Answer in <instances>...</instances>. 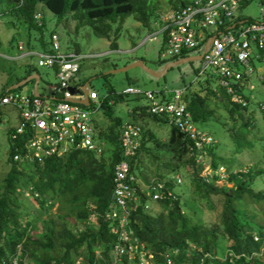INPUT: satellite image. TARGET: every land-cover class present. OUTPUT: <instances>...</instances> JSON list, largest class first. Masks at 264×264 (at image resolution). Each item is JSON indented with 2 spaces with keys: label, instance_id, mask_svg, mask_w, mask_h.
Returning <instances> with one entry per match:
<instances>
[{
  "label": "trees",
  "instance_id": "trees-1",
  "mask_svg": "<svg viewBox=\"0 0 264 264\" xmlns=\"http://www.w3.org/2000/svg\"><path fill=\"white\" fill-rule=\"evenodd\" d=\"M10 1L13 2L9 10L12 17L22 20L27 29L37 30L41 35L40 45L51 53L54 51L47 49L42 39L44 18L38 7L48 9L59 19L71 16L78 23L76 29L88 25L98 38H109L114 23H118L114 30L117 37L128 17L146 28H152L160 21L158 17L154 18L153 0ZM166 1L169 9L173 0ZM37 13L42 16L40 24L34 19ZM112 49H117L115 44ZM31 74L32 70L26 72L16 83ZM112 98L119 100L120 96L109 92L101 107L111 125L104 131L98 129L100 137L111 146V154L107 158L103 157L104 152L97 156L91 152L76 151L63 157L48 158L40 167L22 160L14 161V148L10 142L2 166L6 173L0 184V264H9L15 257L21 259L20 264H75L79 259L81 264L113 262L115 237L109 231L104 213L110 205L113 167L120 159L118 138L123 124L120 118H112V105H108ZM185 99L196 125L216 120L218 115L213 107H223L233 124L227 131L234 144L230 155L236 161L224 163L225 160L216 152V143L205 148V155L195 149L190 150L192 141L171 127L166 141L153 137L149 130L142 133L141 148L131 159L130 169L133 172L135 164L142 163V156H150L151 162L159 164L158 168L155 167L157 177L146 183L168 179L165 186L175 193L174 177L181 173L183 167L190 166L193 195L223 198L221 231L203 225L190 226L176 193V200L169 198L162 201L156 214L142 210L133 214L129 226L139 242L153 253L154 264H163V255L171 254L175 249L178 253L173 255L172 264H264V226L254 223L253 218L247 219L245 211L240 212L247 206L242 204L243 201L248 200L249 205L256 204L253 180L264 176V168L257 169V165L252 163L241 165L237 161L240 155L245 154V149L249 150L250 156L253 155L250 151L257 142L264 160V137L247 139L254 129L256 114L248 109L249 106L232 104L228 97H216L211 91L201 96L191 89ZM209 99L221 104L213 103L214 106L209 107ZM135 110L132 122H138L147 114L166 123L162 118L148 114L145 109ZM149 142L164 151L153 152L146 147ZM207 166L212 171L208 183L202 176ZM162 167L164 172L160 171ZM219 167L225 170L222 185L218 184L219 178L215 173ZM143 173L148 177L146 172ZM260 195L264 197V192ZM33 230L37 232L34 236L31 235ZM97 251L101 259L96 256ZM226 253H232V258ZM118 264H139L138 256L133 260L123 257Z\"/></svg>",
  "mask_w": 264,
  "mask_h": 264
},
{
  "label": "built area",
  "instance_id": "built-area-1",
  "mask_svg": "<svg viewBox=\"0 0 264 264\" xmlns=\"http://www.w3.org/2000/svg\"><path fill=\"white\" fill-rule=\"evenodd\" d=\"M251 1L173 0L172 7L159 17V26L154 33L161 35L159 59L170 62L201 55L198 75L213 80L215 89L211 92L216 97H228L232 104L248 107L256 90L252 79L256 77L264 88V8L260 9L257 20L238 15L239 10ZM34 19L40 24L41 15L35 14ZM51 39L55 41L57 37L53 35ZM18 49L23 51V44L20 43ZM20 55L27 57L30 51ZM40 57L44 66L57 69L55 75L58 84L49 86L46 96L24 94L17 90H6L0 95V109L8 106L18 112L19 124L9 132L14 148L13 160L43 167L48 158L63 157L76 151L101 156L106 141L100 137L92 114L101 110L108 94L101 96L88 90V106L70 102L71 99H84L80 92L71 95L67 90L79 71L83 56L45 51ZM244 90H247V96ZM187 92L186 87L141 91L129 86L122 90L120 96L141 95L147 102L145 111L148 114L162 118L167 125L192 141L190 150L195 149L205 155V148L215 144L216 140L210 133L197 127L188 110L185 99ZM59 94L61 98L57 97ZM112 104V101L108 102L109 106ZM260 113L264 117V105H260ZM142 133V128L133 122H127L120 128V159L113 167L110 205L104 213L109 231L115 237L111 264L121 263L123 257L133 260L136 255L139 264H154L153 253L139 242L130 228V218L139 210L150 212V205H160L169 198L176 200L174 191L168 189L165 182L144 184L132 174L130 161L141 148ZM207 167L202 171L206 183L212 176L211 169ZM221 169L224 168L219 167L216 175ZM177 177H174V184L180 182ZM218 178L225 177L218 175ZM177 253L176 249L172 255L165 253L163 264H172V257ZM232 255L229 253L227 257L231 259ZM96 256L101 259L98 252ZM20 260L15 257L9 264H20ZM75 264H81V259Z\"/></svg>",
  "mask_w": 264,
  "mask_h": 264
},
{
  "label": "rangeland",
  "instance_id": "rangeland-1",
  "mask_svg": "<svg viewBox=\"0 0 264 264\" xmlns=\"http://www.w3.org/2000/svg\"><path fill=\"white\" fill-rule=\"evenodd\" d=\"M153 1L155 8L153 9L154 18H159L167 13L169 5L166 0ZM12 7L13 2L10 0H0V95L8 90L13 82L21 79L26 72L32 70L33 73L39 75V93L46 96L49 92V86L57 85L58 79L53 68L42 64L40 55L44 53L45 49L40 45V33L35 29H27L22 20L16 16L12 17L9 13ZM261 8H264V0H252L239 10L238 15L245 19L257 20L260 18ZM38 12L44 18L42 39L47 49L60 53H77L83 56V59L79 62L80 69L75 76V81L74 79L70 81L74 86L79 87L81 84L87 83L89 90L101 96H106L109 92L120 96L122 90L129 86L139 88L141 91H158L163 87L168 89L186 87L188 90L192 89V92H198L201 96H205L207 91L210 92L215 89L212 79L198 75L199 62L171 68L160 79L150 77L140 68H133L121 73H110L112 70L121 69L135 62L134 60L141 59L149 69L159 70L163 68L167 62L159 59L161 35H154L157 32L158 23L154 25L155 28H146L132 17H128L125 18L117 37L114 36V30L118 23H114L112 24L109 38H98L88 25H82L76 29L78 23L71 16L59 19L48 9L41 7H38ZM41 19L38 21L39 23L42 22ZM53 35L57 37L55 41L51 39ZM147 37L149 38L147 39ZM19 43L23 44L24 52L30 51L29 56L21 57L20 54L23 51L18 49ZM26 44L30 46L27 47ZM114 44L117 47L116 50L112 49ZM252 83L256 86V90L252 93L253 99L249 103L248 109L255 112L256 115L254 118V129L252 133L247 135L249 140L264 137V119L260 113V105H264V88L261 87L256 77L252 79ZM32 85L33 82L30 81L19 88L18 91L25 94L30 93ZM243 93L245 96L248 95L247 90H244ZM112 102L113 105L110 108L112 118H120L122 124L131 121L130 111L145 109L147 105L146 100L141 95H124L119 100L113 99ZM218 102L220 103V101ZM218 102L209 99L207 104H209V107H213L214 105L212 104ZM213 108L214 113L218 115L216 120L197 123V127L214 137L217 145V154L225 160L224 163L231 164L236 159L230 155L234 144L227 129L231 128L233 124L221 105ZM92 118L97 129L104 131L111 125V120L104 115V110L102 109L93 113ZM18 124V112L13 107L6 106L0 109V184L6 173L2 166L3 162L6 161L10 148L9 132ZM137 124L142 128L143 132L149 130L153 133V137L162 141L167 140L171 128L166 123L157 121L147 114ZM146 147L153 152L156 150L164 151V149L156 147L152 142H149ZM244 151L245 154L243 156L240 155L237 159L241 165L252 163L253 166L257 165V169L264 168L263 151L259 148V142L250 151L253 152V155L250 156L249 150L245 149ZM110 154L111 146L106 143L103 157L107 158ZM149 158L150 156H142L141 164L137 163L136 160L137 164H135L132 172L143 183L153 181L157 177L155 170L158 168L159 162L158 164L151 162ZM160 160L162 161V159ZM163 170L164 168L162 167L160 171L164 172ZM189 170L190 166L188 165L181 169V173L177 174L180 182L175 183L174 187L175 193L180 198V203L183 206L182 213L188 219L190 226L203 225L220 232L223 198L215 195H211L208 198L202 195H193L194 189L190 183ZM143 171L147 173L146 176L148 177L144 176L145 173ZM224 172L225 170L221 169L218 175L225 177ZM166 180L168 179L162 181L165 182ZM224 180L221 178L218 180V184L222 185ZM173 181L175 182V179ZM252 189L256 204L250 203L249 205V201L245 200L242 204L247 206L243 207L240 212L245 211L247 219L253 218L254 223L264 226V197L260 195V193L264 192V176L256 177L253 180ZM150 210L153 214H156L159 212V207L153 204L150 205ZM36 233V230H33L31 235L34 236ZM226 254L228 256L229 253Z\"/></svg>",
  "mask_w": 264,
  "mask_h": 264
},
{
  "label": "water",
  "instance_id": "water-1",
  "mask_svg": "<svg viewBox=\"0 0 264 264\" xmlns=\"http://www.w3.org/2000/svg\"><path fill=\"white\" fill-rule=\"evenodd\" d=\"M201 59V55L198 56H189L186 58H181V59H177L171 62H167L163 68L159 69V70H152L149 69L145 66L144 62L141 60L132 62L128 65H126L125 67L121 68V69H116V70H112L110 73H121V72H126L130 69L133 68H140L141 70H143L146 74H148L150 77L154 78V79H160L162 77H164L167 73V71L171 68L180 66V65H184V64H188V63H192V62H198ZM29 81H33V94L34 96H38L40 95L39 90H38V83H39V75L37 73H33L31 75H29L28 77H26L25 79H22L21 81L17 82L16 84H14L13 86H11L9 88V90H16L21 88L22 86H24L25 84H27ZM85 87L81 88V91L83 92L84 95V99L82 100H77V99H71L69 100L70 102L73 103H79L83 106H88L89 105V101H88V89H86V87H88V84L85 83L84 85ZM67 90L70 92L71 95H74L78 92L74 87H68Z\"/></svg>",
  "mask_w": 264,
  "mask_h": 264
},
{
  "label": "crops",
  "instance_id": "crops-1",
  "mask_svg": "<svg viewBox=\"0 0 264 264\" xmlns=\"http://www.w3.org/2000/svg\"><path fill=\"white\" fill-rule=\"evenodd\" d=\"M19 44H20V43H19ZM19 44H18V45H19ZM21 44H22V43H21ZM23 52H24V51H23ZM134 61H138V60H134ZM141 61H142V59H141ZM53 69H54V72L57 70L56 67H54ZM79 69H80V68H79ZM78 72H79V71H78ZM75 76H76V75H75ZM73 79H74V81H75V77H74ZM29 82H30V81H29ZM32 82H33V81H32ZM14 84H16V81L13 82L11 86H13ZM33 84H34V83H33ZM70 84H71V83H70ZM84 85H85V84H81V85L79 86V88H80L79 91H81V88H82V87H83V88L85 87ZM11 86H10V87H11ZM71 86H74V85L71 84ZM74 87H77V86H74ZM33 88H34V85H32V91H31L30 93H26V94L34 95V94H33ZM163 88H166V87H163ZM86 89L89 90V87H86ZM161 89H162V88H161ZM166 89H168V88H166ZM8 90H9V88H8ZM168 90H172V89H168ZM80 93L83 94L82 91H81ZM24 94H25V93H24ZM40 95H41V93H40ZM61 96H62L61 94L57 95L58 98H61ZM112 105H113V104H112ZM132 115H133V112L130 111V112H129V116H130V118H131V121H132ZM131 121H129V122H131ZM126 123H127V122H126ZM131 123H132V122H131ZM133 123H135V122H133ZM136 123H137V122H136Z\"/></svg>",
  "mask_w": 264,
  "mask_h": 264
},
{
  "label": "clouds",
  "instance_id": "clouds-1",
  "mask_svg": "<svg viewBox=\"0 0 264 264\" xmlns=\"http://www.w3.org/2000/svg\"><path fill=\"white\" fill-rule=\"evenodd\" d=\"M184 58H186V57H184ZM181 59V58H180ZM175 60H177V59H175ZM173 61V60H172ZM171 62V61H170ZM120 98H121V96H120Z\"/></svg>",
  "mask_w": 264,
  "mask_h": 264
}]
</instances>
